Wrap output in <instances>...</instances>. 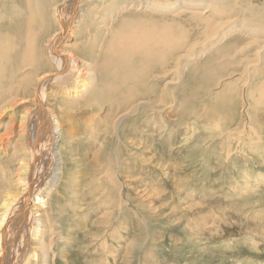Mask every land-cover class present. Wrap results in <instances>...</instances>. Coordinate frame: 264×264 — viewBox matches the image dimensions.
<instances>
[{
    "label": "rangeland",
    "instance_id": "374dc122",
    "mask_svg": "<svg viewBox=\"0 0 264 264\" xmlns=\"http://www.w3.org/2000/svg\"><path fill=\"white\" fill-rule=\"evenodd\" d=\"M187 1L191 8L177 16L180 6L163 12L143 0L78 1L70 44L90 34L93 51L105 47L110 34L102 33L99 11L120 4L127 9L114 20L125 17L134 32H141L139 25L152 33L142 26L152 16L156 41L161 34L176 37L178 29L188 37L184 47H166L155 72L149 64L145 78L131 73L143 81L130 93L133 99L117 95L84 115L73 109L66 119L60 85L47 88L45 105L62 122L50 151V170L60 174L51 191L56 234L46 226L49 264H264V0ZM25 2L2 3L16 11ZM188 14L205 25L186 23ZM9 21L0 22L1 32ZM223 35L229 36L216 44ZM29 69L20 70L16 81ZM27 91L0 103V136L7 123L13 140L25 139L21 116L33 95L30 86ZM12 156L0 153V195L16 188ZM32 255L25 264H38L40 255Z\"/></svg>",
    "mask_w": 264,
    "mask_h": 264
},
{
    "label": "bare ground",
    "instance_id": "6f19581e",
    "mask_svg": "<svg viewBox=\"0 0 264 264\" xmlns=\"http://www.w3.org/2000/svg\"><path fill=\"white\" fill-rule=\"evenodd\" d=\"M3 1L6 0H0V22L6 18L10 21L8 27L4 26L5 30L0 31V95L5 97L0 103L10 102L21 94L26 97L29 86L33 95L31 94L32 106L21 116L26 136L24 140L17 141L22 145L18 146L17 141L10 136L14 130L7 123H5V132L0 136V153L13 155L17 170L15 174L13 173L15 176L12 180L16 192H13L14 189L13 191L6 189L0 195V264H25L33 254L29 251L31 248L34 249L33 255H40L38 264H49L48 250L51 238L48 237L49 234L55 235L57 232L52 222L51 200L52 192L57 191L56 178L60 174L59 171L55 172L54 167L53 171L50 170L54 158L53 151H50L55 146V130L57 132L61 129L62 122L57 114L53 115L50 112L51 108L45 105L47 88L54 82L60 85L59 88L62 90L58 92L63 95L62 98L66 101H62L67 105L63 106V110L59 107L58 109L65 112L61 116L66 119L73 118V109L78 111L82 108L80 113L84 115L103 107L100 103L102 100L109 103L110 98L117 95L120 98H132L135 95L134 91L143 86V81H137L136 76L131 73L141 72L145 78L149 64V71L155 72L160 67L161 59L166 55V47L171 46L172 43L175 47L185 42L181 45L184 47L188 34L178 29L176 37L167 39L165 34H161V37H165L158 42L154 37L159 34L158 23L152 16L142 23L143 27L152 29V33L143 31L139 25L138 30L141 32H134L131 30L132 24L127 23L130 20L125 17L114 20L117 13L127 9V6L120 4L115 9L99 11L102 33L110 36L105 47L93 51L88 42L90 34L85 39L87 41L79 45L69 43L77 34L74 28L75 23L80 19L79 0H53L52 5L50 0H26L25 5H19L16 11L8 10ZM143 1H149L152 9L159 6L163 12L172 10L176 6L182 7L175 16L180 15L182 10L191 8V3L187 0ZM130 2L131 6L133 2ZM145 5L146 3H142L141 8ZM176 18H174L175 22ZM184 18L186 23L205 25L204 20L196 15L188 14ZM170 24L174 23L170 22L169 26ZM211 34L214 35V32ZM218 36L216 44L229 35ZM117 49L123 50L125 59L122 54L115 52ZM173 50L176 52L179 47ZM97 52L99 60H92L95 58L92 53ZM121 65H123L122 70L117 74ZM28 66H30L29 74L16 81L17 73L25 67L28 69ZM42 67L43 73L38 75L36 69ZM125 68V74L121 73ZM105 74L115 77L108 80ZM0 119L2 120L3 116L0 115ZM55 125L56 128L53 127ZM7 137L12 140L4 141L3 138ZM56 152L58 156L57 149ZM58 160L60 159L57 158L56 163ZM35 166L39 168L35 170ZM47 176L45 183H41ZM30 202L33 204L32 207ZM46 226L50 231L48 235ZM31 264L34 262L32 261Z\"/></svg>",
    "mask_w": 264,
    "mask_h": 264
}]
</instances>
